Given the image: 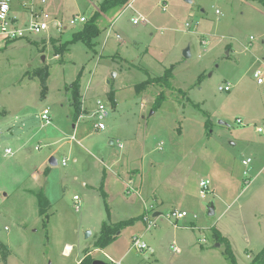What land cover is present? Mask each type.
I'll use <instances>...</instances> for the list:
<instances>
[{"label": "rangeland", "instance_id": "obj_1", "mask_svg": "<svg viewBox=\"0 0 264 264\" xmlns=\"http://www.w3.org/2000/svg\"><path fill=\"white\" fill-rule=\"evenodd\" d=\"M102 1L12 0L10 13L19 26L29 24L32 11H43L64 29L48 20L45 31L13 40L0 36V239L13 250L0 264H74L75 257L59 249L62 243L92 247L103 221L130 218L136 224L126 225L112 247L115 255L127 252L123 264H232L225 243L216 245V225L229 238L237 262L253 264L264 246V172L258 174L264 131H256L257 126L264 130V86L253 76L264 70V3L133 0L108 14L99 7ZM96 7L104 31L94 48L77 41L56 56V46L82 29ZM139 14L148 21L133 24ZM74 15L87 21L72 25ZM173 64L174 89L145 86ZM78 76L85 96L84 116L76 121L71 86ZM227 84L230 91L219 89ZM160 93L165 101L154 110ZM98 102L110 110L104 129L96 128L99 121L91 115ZM46 107L50 123L40 117ZM127 165L142 168L146 190L125 191L123 178L132 179ZM35 170L40 180L32 179ZM201 180L209 184L205 196ZM153 185L156 198L148 192ZM43 189L56 205L49 243L41 222L46 227L53 209L40 213L36 194ZM148 205L165 215L176 208L188 213L177 226L164 218L147 228L142 239H153V252L133 248L130 239L147 227L138 216ZM190 221L193 226H187ZM87 230L93 233L88 240ZM173 242L181 252L173 251ZM94 255L109 260L99 251Z\"/></svg>", "mask_w": 264, "mask_h": 264}, {"label": "trees", "instance_id": "obj_2", "mask_svg": "<svg viewBox=\"0 0 264 264\" xmlns=\"http://www.w3.org/2000/svg\"><path fill=\"white\" fill-rule=\"evenodd\" d=\"M128 1L129 0H104L103 2L100 3L99 7L102 12H106L109 14L112 10L116 12L118 9L122 8ZM255 1H260L264 3V0H255ZM101 16H102L101 12L96 11L92 15L91 19L85 23L82 29H80L79 31H75L72 34V38L70 40H67L61 45L56 46V53L57 54L62 53L63 49L65 51L68 50L69 44H72L77 41H83L85 44L88 45V47L94 48L95 46L94 39L97 36H99L100 33L104 30L103 29L104 27H101L99 24ZM174 68L175 65L171 66V68H168L162 76L149 77V79L144 83L145 86H147L150 83H158L159 85L165 88L174 89L172 84V80L174 78ZM47 79H48V70L46 69L42 73V77H41V82L43 86H46ZM71 87L73 93L72 104L75 108L74 119L77 120L83 113L82 98L80 93L81 82L79 76L74 81ZM159 95L160 96L158 97V100L156 102L155 109L160 107V105L163 103L165 99L164 93H160ZM36 196L38 198V204L40 206V213H43L50 207L51 204L47 199V197L42 192H38ZM134 220L135 219H131L128 221H122L114 224H108L107 222H103L96 245L98 247L105 248L107 245L111 244L117 238V233L119 230L124 228L129 223L131 222L133 223ZM213 236L217 242L225 243L226 245L225 252L228 258H230L232 264H239L234 255L230 240L227 237L223 236L221 231L216 226L213 227ZM8 254H9L8 247L0 241V259L6 261ZM92 262H93L92 258L86 257L81 262V264H92ZM253 264H264V246L253 259Z\"/></svg>", "mask_w": 264, "mask_h": 264}, {"label": "crops", "instance_id": "obj_3", "mask_svg": "<svg viewBox=\"0 0 264 264\" xmlns=\"http://www.w3.org/2000/svg\"><path fill=\"white\" fill-rule=\"evenodd\" d=\"M104 1V0H103ZM102 1V2H103ZM132 1L133 0H129L128 2H130V6H131V4H132ZM187 1V0H186ZM127 2V3H128ZM42 3H46V0H42ZM126 3V4H127ZM126 4L124 5V6H126ZM97 6H98V4H97ZM26 7H27V5H26ZM167 7V4L166 3H164V5H163V8L165 9ZM124 7H122L121 9H123ZM98 10V8L96 7V11ZM118 11H120V9H118ZM117 11V12H118ZM33 12V11H32ZM93 14H94V12H93ZM92 14V15H93ZM49 15V14H48ZM139 15H141V14H139ZM75 16V15H74ZM80 16H85V15H80ZM134 16H137V15H133V17ZM144 16V15H143ZM13 17H16V16H13ZM49 17L52 19V17L49 15ZM86 18H87V16H85ZM132 17V18H133ZM146 17V16H145ZM17 18V17H16ZM147 18V17H146ZM18 19V18H17ZM148 20V19H147ZM51 21H54V23H53V25L54 26H56V23H62L61 21H59L58 19H55V20H51ZM80 24H82V25H80V26H83L84 25V23H80ZM140 24V23H139ZM107 28H114V26L113 27H107ZM106 28V29H107ZM105 29V30H106ZM104 31V30H103ZM75 32V31H74ZM73 32V33H74ZM1 36V35H0ZM117 36L119 37L120 35L119 34H117ZM251 39H252V37H251ZM70 40V39H69ZM204 43H208L207 41H204ZM95 44H96V42H95ZM68 48H69V46H68ZM117 55V54H116ZM115 55V57H111L112 59H116V56ZM56 56H58V54L56 55ZM121 60V59H120ZM124 61V60H123ZM111 64V63H110ZM110 64H108V65H110ZM112 65H114L113 63H112ZM115 65H116V63H115ZM174 65V64H173ZM172 65V66H173ZM111 66V65H110ZM111 72H114V71H112V70H110ZM149 73H150V71H148ZM255 72V71H254ZM254 72H253V76H254ZM117 73V72H116ZM116 73H114V75L116 74ZM148 73V74H149ZM151 75H152V73H150ZM109 76V74L107 75V77ZM153 77H157L155 74H153L152 75ZM162 76V75H161ZM108 79V78H107ZM173 79H175V75H174V78ZM108 83L110 84V86H111V90L110 91H112V89H113V85H112V80H109L108 79ZM172 90V89H171ZM81 94L83 95V96H85L83 93H82V86H81ZM84 100V99H83ZM85 100H86V98H85ZM147 99H144V102H146V104H147ZM165 101V100H164ZM163 101V102H164ZM71 103H72V101H71ZM155 105H156V102H155ZM155 105H154V110H155ZM163 105V103L160 105V107ZM46 108H48V107H46ZM46 108H44V109H46ZM50 108V107H49ZM159 108V107H158ZM157 108V109H158ZM43 109V110H44ZM82 109H83V101H82ZM95 112V110L92 112V116H93V113ZM84 116V114L82 113V115L78 118V120L80 119V118H82ZM78 120H76V121H78ZM75 126L76 125H74V128H75ZM258 128H262L261 126H257V128H256V131H258V132H263L264 130H263V128H262V131H259V129ZM72 137H74L73 135H72ZM76 140V139H75ZM71 141V140H70ZM77 143H80V141L78 140L77 141ZM111 144H114V141L112 140L111 141ZM162 143L161 142H159L158 143V145H159V148H160V145H161ZM119 147L120 148H122L123 147V144L122 143H120L119 144ZM8 148H10V147H8ZM8 148H6V149H8ZM37 148V147H36ZM11 149V148H10ZM12 150V149H11ZM13 153V150L11 151V153L10 154H12ZM141 158L143 159V156H141ZM63 159H67V158H63ZM63 159H62V161H63ZM249 161H251L250 159H249ZM105 162V161H104ZM244 163H245V161H243ZM58 163V162H57ZM62 164H63V162H62ZM67 164V163H66ZM65 164V165H66ZM107 163H105V165H106ZM64 165V164H63ZM128 166V177H130V178H132V179H134L136 182H137V186H135V185H133L134 183H133V181H132V179H130L129 181H131L132 182V186H134V188H135V190L139 193V191L140 192H142V189L143 190H146L147 189V186L146 185H144V183H143V180H144V174H143V171H142V168H133L132 167V165L130 166V165H127ZM105 169H107L106 168V166H105ZM46 171H49V168L47 169V167H46ZM264 172V164L259 168V173L258 174H261V173H263ZM120 175V174H119ZM40 176H41V173H40V171L39 170H35V171H32V173H31V177H32V179L33 180H40ZM129 181H125V178H123V182H122V186H123V188L125 189V191L127 190V187H126V183H128ZM202 181H204V180H201V182ZM201 182H200V184H201ZM82 184H83V186H85V187H87L88 186V184L86 183V182H82ZM157 186V185H156ZM156 186H150V189L149 190H151V191H148L150 194H153L154 195V197L156 198V197H158L157 196V194H156V190L158 189V187H156ZM201 186V185H200ZM156 188V189H155ZM38 192H41V191H38ZM43 192H44V195L47 197V199L49 200V202H50V204H51V208L53 209L52 210V212H49V213H53L50 217L47 215V214H45V215H47L48 217H49V220H47V224H46V227L44 226V224L41 222V225H42V228L43 229H45V234L47 235L46 237H47V240H48V243L50 242V240H51V235L50 234H52V232H51V220H52V216L55 214V204H53V202H51V200L49 199V197L46 195V193H45V190L43 189ZM202 192V191H201ZM106 195H107V193H106ZM76 196V195H75ZM143 201H145L147 204L149 203V199L148 198H143ZM38 202V201H37ZM163 200L162 201H160V204L161 205H163ZM39 205V204H38ZM157 207V206H156ZM50 208V207H49ZM50 208V209H51ZM150 208V205H148V207L146 208V206H145V209L143 208L142 209V212H141V214L138 216V219L139 220H141V221H143V223H145L144 222V220H143V214H144V211H146V209H149ZM154 209V213H155V216H157V217H159L160 218V220H164V218H168L167 217V215H165V214H163L162 213V211H160L159 209H157V208H153ZM174 210H187V209H185V208H182V209H174ZM39 212V209H38V211H37V213ZM47 213V212H46ZM40 217V215H39V213H38V219H40L39 218ZM45 217V216H44ZM48 219V218H47ZM131 219H135V218H130V219H127V220H125V221H128V220H131ZM45 220H46V218H45ZM159 220V221H160ZM184 220V219H183ZM39 221V220H38ZM40 221H41V219H40ZM103 222H105V221H103ZM103 222L101 223V224H103ZM120 222H122V221H120ZM170 222H172V224L174 225V226H177V224L179 223V222H182V220H179L177 223H174L173 222V220H170ZM107 223H111V224H114V223H118V222H113V221H111V222H107ZM194 222L193 221H190L189 222V224L187 225V226H193L194 224H193ZM129 224H132L133 226L136 224V221L134 220L133 221V223L131 222V223H129ZM146 224V223H145ZM126 227V226H125ZM124 227V228H125ZM216 227H217V225H216ZM101 228H102V225H101ZM124 228H122L121 230H119L118 231V233H117V238L111 243V244H109V245H107L105 248H101V247H98L97 245H95V242H97V240H98V238H99V235H100V231L101 230H99L97 233H96V236H95V240H94V242H93V246L91 247V246H84V247H80V245H78V246H73L71 243H62V245L59 247V249H61V252L63 253V254H65V255H69L70 254V256L71 257H75V263L74 264H81V262L86 258V257H90L91 256V258L93 259V262H94V260H101V261H103V264H123L122 263V261H123V258H124V256L127 254V252H125L124 254H122V255H115L114 254V250L112 249V247H113V245H114V243L118 240V238H119V235H121V233H122V230H124ZM127 228V227H126ZM218 228V227H217ZM219 229V228H218ZM86 230V229H85ZM162 230V229H161ZM220 230V229H219ZM90 231V230H89ZM146 231H148V229H147V227L145 228V229H143V230H137V231H134L133 233H131L130 234V239H131V242H132V240H133V237L134 236H140L141 238H143L146 234H147V232ZM221 231V230H220ZM91 232V234L89 235V236H85V238L88 240V238L90 239L91 238V236H92V231H90ZM221 233L223 234V232L221 231ZM161 235V239H158V242H157V244L159 243V241L160 240H162V238H163V232L162 231H160L159 233H157L156 234V236L157 235ZM223 236H224V234H223ZM148 237V239H149V242L148 241H146V240H144L145 242H147V244L149 245V249L153 252L154 251V247H155V244L153 243L154 241H152L153 239L150 237V236H147ZM226 237V236H225ZM228 238V237H227ZM229 239V238H228ZM0 241H2L1 239H0ZM204 241V240H203ZM216 241V240H215ZM3 242V241H2ZM217 242V241H216ZM217 243H219V242H217ZM231 243V242H230ZM4 244H5V242H4ZM174 244H176L175 242H173L172 244H171V247L173 248V245ZM220 244H222V243H220ZM7 247H8V245L7 244H5ZM50 245V244H49ZM177 245V244H176ZM217 245V244H216ZM48 246V245H47ZM131 246L133 247V245L131 244ZM154 246V247H153ZM178 246V245H177ZM220 246V245H219ZM69 247H71L72 249H71V251L69 252V250H68V248ZM134 248V247H133ZM178 248H179V250L180 251H175L174 249H173V251H175V252H181V247H179L178 246ZM8 249H9V254H8V257L11 255V253H13V250H11L9 247H8ZM95 251H99V252H101V253H103L109 260H107V261H105V260H103L102 258H99V257H96L95 255H94V253H95ZM8 257H7V259H6V261H4V262H7V260H8ZM93 262H92V264H93Z\"/></svg>", "mask_w": 264, "mask_h": 264}, {"label": "built area", "instance_id": "obj_4", "mask_svg": "<svg viewBox=\"0 0 264 264\" xmlns=\"http://www.w3.org/2000/svg\"><path fill=\"white\" fill-rule=\"evenodd\" d=\"M11 3H12V0H0V35L7 40H13V39L26 37L28 32L39 33V32L45 31L49 28L50 24L54 23V21H51L52 19L49 17V15L42 11V12H35V13L32 12L31 17L29 19V24L27 26H19L18 19L16 17H13L10 13ZM48 20L51 21L50 24ZM86 21H87V18L85 16L75 15L71 19L70 24L77 25L79 23H85ZM147 21H148L147 18L143 15H137L132 18L133 24H139V23H143ZM56 26L60 30L64 29L62 23H56ZM254 78L256 79L259 85L264 86V70L256 69L254 72ZM219 89L221 91H230L231 86L227 84L225 86H220ZM109 115H110V110L107 108L106 104L98 102V107L93 113V117L99 121L96 124L97 129L105 128L103 120L107 118ZM40 117L46 123H50L52 120L50 108L48 107L44 109L41 112ZM237 122L245 125V122H243L241 118H238ZM258 129L259 131H262V128H258ZM72 139H74V137H72ZM11 151L12 150L10 148L7 149L8 153H11ZM62 162L65 165L67 163V159H63ZM245 163H247V161H245ZM200 185L202 188L201 195L205 196L204 190H209V184L207 181H202ZM126 187H127V191L131 193L136 191L134 186H132L131 181L126 183ZM75 199H79L78 195L75 196ZM153 211L154 209H153V206L151 205L150 208L146 209V212H144L143 214V220L146 223L148 229H152L156 227L160 220L159 217L155 216V213ZM187 216H188V213L185 210H174L172 211L171 214L167 215L168 219L173 220L174 223H177L179 220L185 219ZM132 245L134 248L140 251L149 249V245L147 244V242H145L140 236L133 237ZM173 249L175 251H180L176 244L173 245Z\"/></svg>", "mask_w": 264, "mask_h": 264}, {"label": "water", "instance_id": "obj_5", "mask_svg": "<svg viewBox=\"0 0 264 264\" xmlns=\"http://www.w3.org/2000/svg\"><path fill=\"white\" fill-rule=\"evenodd\" d=\"M187 1L188 2H191V0H187ZM185 56H187V57L190 56L189 48L186 49ZM220 123H224L225 124L224 121H220ZM1 134H2V131H0V135ZM49 162H50L51 165H56L57 164V159L55 157H51L50 160H49ZM214 213H215L214 206L211 205L209 207V214L210 215H213ZM90 234H91V232L89 230H87L86 233H85V236H89ZM219 245H220V243H217V246H219ZM93 264H103V261H101V260H94Z\"/></svg>", "mask_w": 264, "mask_h": 264}, {"label": "bare ground", "instance_id": "obj_6", "mask_svg": "<svg viewBox=\"0 0 264 264\" xmlns=\"http://www.w3.org/2000/svg\"><path fill=\"white\" fill-rule=\"evenodd\" d=\"M71 249H72L71 247L68 248L69 252L71 251Z\"/></svg>", "mask_w": 264, "mask_h": 264}]
</instances>
